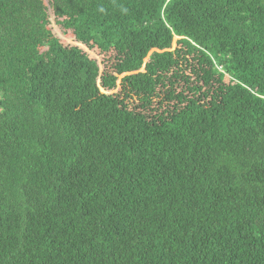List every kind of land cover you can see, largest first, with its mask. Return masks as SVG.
I'll return each instance as SVG.
<instances>
[{
	"label": "trees",
	"instance_id": "16d2710c",
	"mask_svg": "<svg viewBox=\"0 0 264 264\" xmlns=\"http://www.w3.org/2000/svg\"><path fill=\"white\" fill-rule=\"evenodd\" d=\"M0 264H264V0H0Z\"/></svg>",
	"mask_w": 264,
	"mask_h": 264
},
{
	"label": "rangeland",
	"instance_id": "374dc122",
	"mask_svg": "<svg viewBox=\"0 0 264 264\" xmlns=\"http://www.w3.org/2000/svg\"><path fill=\"white\" fill-rule=\"evenodd\" d=\"M66 42L69 44V43H71V40H67Z\"/></svg>",
	"mask_w": 264,
	"mask_h": 264
}]
</instances>
